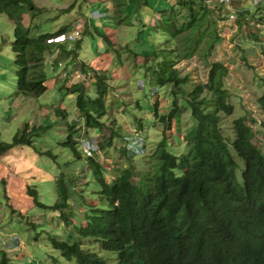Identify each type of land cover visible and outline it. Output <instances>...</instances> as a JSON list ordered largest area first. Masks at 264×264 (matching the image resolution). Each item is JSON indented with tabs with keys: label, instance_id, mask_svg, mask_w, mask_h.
<instances>
[{
	"label": "trees",
	"instance_id": "16d2710c",
	"mask_svg": "<svg viewBox=\"0 0 264 264\" xmlns=\"http://www.w3.org/2000/svg\"><path fill=\"white\" fill-rule=\"evenodd\" d=\"M216 11L194 0H177L176 6L162 11L158 20V29L169 39L162 42L159 50L142 54L149 60L145 72L152 90L172 86V109L162 114L153 106V124L155 117H159L163 130H173L184 110L196 122L187 136L189 149L185 153H172L167 146H172L174 141L169 143L168 136L166 139L164 136L148 154V139L135 130L134 135L140 138L136 141L140 154L121 146L120 158L129 166L119 167L118 161H114L113 168L106 165L107 161L98 153L119 147L117 143L125 139L118 120L108 118L109 79L105 73L93 70L91 90L85 81L71 84L66 80L64 90L75 96L76 111L83 118L87 134H100L94 136L96 151L85 160L91 180L100 188L98 195L104 205L97 208V204L86 202L87 208L83 207L84 217L80 220L77 211L81 208H71L74 183L68 182L65 172L55 181L58 199L53 205L45 206L39 202L38 192L29 190L34 205L60 212V222L76 229L75 241L49 238L50 246L66 261L107 264L93 250L98 245L103 252L116 256V264H264V152L255 144L261 135L264 145V96L258 100L260 120L239 117L232 123V136L225 134L222 117L234 115L235 108L225 83L229 69L223 62L211 60L223 40L219 23L226 20L224 14ZM42 12L33 0H0V15H5L13 25L11 51L18 69V97L38 99L47 91L45 59L53 50L48 41L69 30L64 26L54 33L44 32L34 20ZM244 14L247 11L240 16ZM26 17L29 24L25 22ZM236 22L242 27L241 18ZM248 29V36H251L250 29L256 31L251 25ZM100 37L107 49L115 48L106 35ZM253 37L260 39L257 34ZM80 42H76V48L67 57L76 55ZM193 59L207 66L206 82L193 84L189 75L182 76L178 66ZM81 72L85 79L91 77L84 64ZM179 98L184 100L180 105ZM136 106L140 108L138 101ZM53 112L63 120L68 118L66 108L55 107ZM140 123V130H144L143 119ZM257 125L261 129L256 132ZM48 128L26 124L10 143L0 142V156L16 147L33 148V138ZM75 128H69L63 146L80 160L83 156L77 149L79 136L76 135H80L82 128ZM34 151L56 160L51 151ZM137 157L142 158L144 167L140 176L133 164ZM79 220L81 225L76 227ZM6 260L4 254V264Z\"/></svg>",
	"mask_w": 264,
	"mask_h": 264
},
{
	"label": "rangeland",
	"instance_id": "374dc122",
	"mask_svg": "<svg viewBox=\"0 0 264 264\" xmlns=\"http://www.w3.org/2000/svg\"><path fill=\"white\" fill-rule=\"evenodd\" d=\"M33 1L43 11L34 20L42 27L44 32L53 33L56 28L64 26L70 27L72 25L70 31H75L79 38H82V51L79 52V56L85 61H88L86 55H89L92 60L96 59V55L105 53L104 47H106V42L102 37L97 36L94 27V38L93 34H91L92 36L87 34L89 37L85 38L87 35L85 36L83 32V17L85 18L83 22L87 23L89 21L88 25L96 26L95 29L99 27L100 32L104 34L105 29H108L110 34H115V31L117 32L115 34V36L117 35L115 41L117 46L113 50H109V54L113 58V68L111 69L113 72L112 79L119 77L116 70L119 69L120 75L124 73H121V66L126 67L132 78L130 81L124 79L117 80L116 85L120 88L117 90L111 87L109 90L111 97L115 95L114 98H117L119 96L117 102L120 106H117L118 112L116 115L121 124L120 133L124 134L125 139L117 143L119 147H112L107 150V153L97 152L98 155L102 156V158L105 157L108 161V163H105L106 165L109 166L110 164L111 168H113L115 164L112 165L111 161H118L117 166L119 167L129 166L125 159L120 158L118 149L121 146L126 148V140L128 142L133 140L131 138H136L134 135L135 130L143 135L146 140L148 139L146 143L148 154H151L157 142L162 141L164 136L167 137V135L168 138L173 136L169 140L167 138L168 142L174 141L172 146H167L172 153L179 155L180 153L188 151L189 142L186 139L196 124L191 113L188 114L186 113L187 110H184L182 115H180L181 120L175 122L173 130L165 129L162 132L160 128L158 129L157 126L162 127V124L160 123L159 117H155L156 122L153 124V106H157L156 112L159 111L162 114H167L172 109L173 98L171 97L170 90L172 86H165L159 88L158 91H153L150 79L144 76L145 74H136L133 67L134 65H149L148 59L138 58L144 57L142 54L145 51L150 53L153 49L159 50L162 42H166L169 39L167 34L162 33L158 29V20L162 11L170 10L173 6H176L177 0H129V3L117 11L122 15V18H120L118 13H114L112 10L110 11L109 15H115L114 21L112 18H105L106 15L95 16V11L89 8L86 0ZM140 1L148 2V5H145L142 11H139L134 4L135 2L141 3ZM249 4H252V0H250ZM258 8L259 6H256L251 10H257ZM101 11L102 13H108L105 8L101 9ZM25 22L29 24L28 17H26ZM219 24L223 40L213 53L211 60L223 62L229 69V77L225 83L232 94L230 102L234 105L235 112L230 117H222V126L225 134L227 133L228 136H232V123L235 119L242 116L255 117L258 120L261 119V109L258 100L264 96V32L259 36L261 39L256 40L253 36L257 34H254V32L258 31L250 29L252 31L251 36H248L247 28L239 27L237 24L227 21ZM79 27L82 31L79 30ZM12 40L13 25L5 15H0V142L10 143L17 132L21 131L26 124L36 127L40 125L48 126L49 128L44 133L33 138L32 146L38 152L51 151L56 156V160L52 161L40 155L50 162L43 164L45 165L43 170L54 168L55 166V169H57L56 179L59 174L65 172L69 177L68 182L70 184L74 183L72 186L75 189H72L70 193L72 204L74 203L71 208L73 207L76 210L81 208L77 211V215L82 220L84 217V211L82 209L83 207L85 209L87 208L85 205L86 202L97 204V208H104V205L102 204L101 196L98 195L100 191L99 186H97L94 180H91L92 174L85 160L87 156L83 152L82 145L80 143L77 145L78 151L83 156L80 160L74 157L68 147L63 146L68 139V125H71V121L68 118V120H63L57 117L53 109L62 104L70 114L72 111L68 106V96L57 87L55 88L52 83H49L47 91L38 99L16 96L18 69L14 65V55L11 51ZM129 52L140 55L139 57H134V59ZM50 58L53 59V56ZM52 59H49V64H51ZM101 59L103 64L96 66L97 69L95 70L102 69L100 71H106V66L104 65L105 59L109 60L111 58L101 57ZM135 60L137 62L133 64ZM92 62L93 60L90 61V63ZM62 66H65L64 63ZM178 68L181 69L182 76H190L193 84L204 83L207 80L208 68L198 59L184 62ZM62 74H65V69L61 72ZM72 74L75 77V81L78 82V74L76 72ZM47 75L48 80L51 81L50 73H47ZM122 76H126L125 79H127L128 73ZM85 81L87 88H90V84L92 83H87L89 77ZM137 101L140 103V108L136 106ZM177 102L180 105L184 100L183 98H179ZM134 119L138 120V122ZM141 119L144 121V130H140L139 127ZM82 124L83 121L80 122V126ZM260 129L259 125L254 127L256 132ZM78 136L79 134L76 135V137ZM91 136L93 137L92 133ZM255 144L264 152L261 135H258ZM33 148L16 153L20 154L19 158L16 157L20 160L19 163H16L19 165L20 170L18 171L14 170L10 164V162L14 163V159L6 158V163L3 161V157L1 158L0 156V162L3 161L1 163L2 170H0V236L4 237L2 242L3 246L0 243V261L5 254L7 256L6 264H74V262L66 261L61 257L59 251L50 246L49 238H60L65 241L76 240L78 237L76 229L74 226L65 227L63 222H60V212L47 211V209H42L34 205L31 199L32 197L28 192L32 186L39 193V202H42L45 206L53 205L58 199L55 182L53 184V180L56 181V179H54L55 177L52 179L53 175H51V173L54 174L55 170L44 173V177L47 176V178L42 176L43 171L41 169L42 172H40V175L36 172H34L36 176L30 175V178L33 177V179L22 176L25 173L24 163L31 169H38L36 167L37 163L33 162L34 164H32V160L35 158H32V155H28L29 153L39 155ZM25 154L28 155L29 160H24L27 159L24 157L26 156ZM36 160L39 161V165L41 161L37 158ZM133 164L136 174L140 176L144 171L142 158L137 157L133 161ZM3 165L8 168L7 172L10 174L6 178L3 175L5 173L3 172ZM57 165H61L62 168ZM20 173L23 178L20 179L19 177L11 185L13 181L12 175H18ZM34 178L37 179L36 182H34ZM52 185L55 188L54 194L52 193ZM80 220L75 223L76 227L81 225ZM82 225H85L84 221ZM93 250L98 252L102 258L106 259L107 264H116V256L113 253L103 252L98 245L97 249Z\"/></svg>",
	"mask_w": 264,
	"mask_h": 264
},
{
	"label": "crops",
	"instance_id": "0c3cea01",
	"mask_svg": "<svg viewBox=\"0 0 264 264\" xmlns=\"http://www.w3.org/2000/svg\"><path fill=\"white\" fill-rule=\"evenodd\" d=\"M141 3H139V2H135L134 4H135V6H137V9L139 10V11H142V9L144 8V6L145 5H148V2H142V1H140ZM86 3H88V5H89V8H92L93 9V11H95V13L96 12H99L100 13V15H106V17L105 18H112L113 19V21L115 20V15L113 16V14H110L109 15V13H110V11L112 10L114 13H118L117 11L120 9V8H122L123 6H125V4H127V3H129V0H88V2L86 1ZM137 4V5H136ZM103 8H105L106 10H107V12L108 13H102V11H101V9H103ZM119 15H120V18H122V15L120 14V13H118ZM83 16V15H82ZM81 16V17H82ZM81 17H79L80 19H81ZM83 19V21L85 20V18L83 17L82 18ZM82 21V23L84 24V30H83V32H84V34H85V36L87 35V34H93V38H94V35H95V32H93V27H94V30L96 31V34H97V36L100 34H104V33H102V32H100V29H99V27L97 28V29H95V27L96 26H90V25H88V23H89V21L86 23V22H83ZM115 24V23H114ZM60 28H62V27H59V28H56V30H54V32H57V31H59L60 30ZM69 29H70V27H69ZM249 30V29H248ZM107 31V32H106ZM255 31V30H254ZM256 31H258V30H256ZM53 32V33H54ZM120 32V31H119ZM252 32V31H251ZM255 33H257V32H255ZM263 33V32H262ZM261 32H258L257 34L260 36V34H262ZM115 34H117V32L115 31ZM115 34H110V31L108 30V29H105V34L104 35H106L107 37H108V39L111 41V42H113L114 44H115V41H116V36H115ZM99 35V36H100ZM92 36V35H91ZM111 36V37H110ZM87 37H89V35H87L85 38H87ZM112 37H114V38H112ZM255 39V38H254ZM258 39V38H257ZM256 39V40H257ZM260 39H261V37H260ZM76 43L75 44H73V45H71V44H67V45H64V46H58V47H55V46H53V50H52V53L51 54H49V55H47V57H46V59H45V64H46V72L47 73H50V75H51V81H49L48 80V87H49V83H52V85L56 88H58L60 91H62V92H65L66 93V95L68 96V106L71 108V113L69 114L68 113V119H70V121H71V125H68V130H69V128L70 127H73V126H75L76 128V130L80 127V122H82L83 121V118L81 117V115L79 114V113H77V111H76V107H75V96L74 95H71V94H69V92L68 91H66V90H64L65 89V87H64V84H66V80H69L70 82H71V84H76V83H81V82H83V81H85L86 79H85V77L83 76V72H81V66H82V64H84V66H85V70H86V72L88 73V75L89 76H91L90 78H89V81L87 82L88 84H89V82H93L94 80L93 79H91L92 77H93V70H95V69H97L96 68V66H101L103 63V61H101L102 59H101V57H109V58H111V59H109V60H107V59H105V66H106V71H104V73L107 75V77H108V79H109V90H110V88L111 87H113L114 89H119L120 87L118 86V85H116L117 84V80H120V79H124V80H131V78H132V76H131V74H130V72L126 69V67H122L121 66V73H123L122 75H124V74H126V73H128V78L127 79H125V77L126 76H122V75H120V71H118V70H116V73H117V75H119V77H117L116 79L115 78H113L112 79V75H113V72L111 71V69L113 68L112 67V60H113V58L111 57V55L109 54V50H113V49H107V47H104V52L105 53H103V54H98V55H96V59H92L93 60V62L92 63H94V64H96V65H94V64H92V63H90V61H92L91 60V58H90V56L89 55H86L87 57H88V61H85L83 58H80V56H79V52L80 51H82L81 49V45H82V40H81V42H80V45H79V49L78 50H76V55L75 56H73V57H70V56H68L67 57V54H68V52H71L72 50H74L75 48H76ZM117 46V44H115V47ZM128 49V48H127ZM55 50H56V52H55ZM119 50V49H118ZM129 51V50H128ZM54 52V53H53ZM129 53H131V52H129ZM146 53V51L144 52V54ZM147 54V53H146ZM119 55L121 56V53L119 52ZM131 55H132V57L134 58V57H139V56H135L134 54H132L131 53ZM53 56V59L52 58H50V57H52ZM60 58V59H59ZM141 58H144V57H139L138 59H141ZM49 59H52V61H51V64H49ZM135 59V58H134ZM145 59V58H144ZM135 62H137L136 60L133 62V64H135ZM59 63H61V64H63L64 63V65L65 66H60L59 65ZM147 65L145 64L144 66L143 65H139V66H137V65H134L133 67H134V69H135V71H136V74L137 73H139V74H145L144 76H146L147 77V75H146V72H145V67H146ZM64 69H65V74L63 75H61V72H63L64 71ZM100 70H102V69H100ZM100 70H96V71H100ZM67 71V72H66ZM103 71H100V72H103ZM73 72H76L77 74H78V82H76L75 81V77L73 76ZM60 73V74H59ZM60 75V76H59ZM68 75V76H67ZM67 76V77H66ZM66 77V78H65ZM149 78V77H148ZM85 79V80H84ZM112 79V80H111ZM150 79V78H149ZM86 82V81H85ZM52 87V86H51ZM91 88L92 87H90L89 88V90H91ZM118 96V95H117ZM114 97H115V95H114ZM114 97H111V93L109 94H107V108H108V118H109V120L111 121V120H114V119H117L118 120V116L116 115V113L118 112L117 111V106H120L119 105V103L117 102V98H119V96L117 97V98H114ZM112 99H114L113 100V102H112ZM65 102V101H64ZM123 103V102H122ZM125 103V102H124ZM111 104H112V108H111ZM127 104V103H126ZM60 108H65L64 107V105H58ZM57 106V107H58ZM72 107H73V109H72ZM66 110H67V108H66ZM72 117V118H71ZM73 117H74V119H73ZM68 119H66V120H68ZM107 119V118H106ZM105 119V120H106ZM82 120V121H81ZM118 122H119V120H118ZM179 122V121H178ZM121 125V124H120ZM154 126V125H153ZM157 128L159 129H161V130H163V128L162 127H159V126H157ZM154 129V128H153ZM164 131V130H163ZM178 134V133H177ZM92 135H93V137L94 136H99L100 134L98 133V132H92ZM90 136H91V134H90ZM168 136V135H167ZM173 137V136H172ZM181 137V136H180ZM167 137H165V139H166ZM184 138H186V136H184ZM167 140V139H166ZM184 142V141H183ZM25 149H30V148H28V147H16V148H14L13 150H11V151H9L8 153H12V154H8V153H6L5 155H2L1 156V158L3 157V161H5L6 163H7V160H6V158H11V159H14L15 161H14V163L13 162H10V164L12 165V168L14 169V170H16V171H18V170H20L19 169V165H17L16 163H19L20 162V160L19 159H17V158H19L20 157V154H16V153H18V152H23V151H25ZM19 150V151H18ZM27 151V150H26ZM28 153H29V151H27ZM26 152V153H27ZM26 155V154H25ZM28 155H32V158H35L34 160H32V164H34L33 162H35V163H37L36 164V167L38 168L37 170H34L33 168L31 169V168H29L28 166H27V164L26 163H24L23 165H24V170H25V173L22 175L23 177H26V178H28V179H33V177L32 178H30V175L31 176H34L35 174H34V172H36L38 175H40V172H42L43 171V177L45 176L44 175V173H46V172H52V171H54L55 170V172H54V174L53 173H51V175H53L52 176V179L54 178V179H56V174H57V172H56V170L57 169H55V166H54V168H47L46 170H43L44 169V166L45 165H43V164H45V163H48L49 161L48 160H46L44 157H42V156H40V155H37V154H28ZM28 155H26V156H24L25 158H27V159H24V160H29V158H28ZM15 156V157H14ZM17 157V158H16ZM36 158L38 159V160H40L41 162L39 163V165H38V162L39 161H37L36 160ZM100 158H102L101 156H100ZM103 158H105V157H103ZM106 160V159H105ZM3 161H1L0 162V170H2V162ZM23 161V160H22ZM107 161V160H106ZM112 162V164L114 163V161H111ZM50 163V162H49ZM107 163H108V161H107ZM33 166V165H32ZM3 169H4V171L3 172H5V173H3V175L5 176V178L6 177H8V175H10L7 171H8V168L7 167H5L4 165H3ZM42 171H41V170ZM17 174H13L12 175V178H13V181L11 182V185L12 184H14V182L15 181H17V179L20 177V179H22L23 177H21V173L20 174H18L17 176H16ZM36 176V175H35ZM44 178H47V176L46 177H44ZM36 178H34V182H36ZM2 182H4V180H2ZM54 180H53V184H54ZM31 189H29V190H33L34 188H32V186L30 187ZM55 191V188H54V186L52 185V193ZM29 192V191H28ZM55 193V192H54ZM53 193V194H54ZM7 197V196H6ZM39 193H38V199H39ZM32 200H33V198H31ZM42 203V202H41ZM43 204V203H42ZM3 240H4V237L3 236H0V243L2 244V246H3ZM1 246V245H0ZM4 256V255H3ZM3 256H2V258H3ZM2 258H1V261H0V264H4L3 262L4 261H2ZM6 258H7V256H6ZM7 263V260H6V262H5V264Z\"/></svg>",
	"mask_w": 264,
	"mask_h": 264
},
{
	"label": "built area",
	"instance_id": "2783aa9c",
	"mask_svg": "<svg viewBox=\"0 0 264 264\" xmlns=\"http://www.w3.org/2000/svg\"><path fill=\"white\" fill-rule=\"evenodd\" d=\"M190 1V0H186ZM200 2L204 5H208L210 8L214 9L216 12H221L226 16V20L229 23L237 24V19L243 20L242 27L249 28V25L254 26L256 29H264V8L262 9V5L264 4V0H252V4L248 5L246 0H194ZM259 6L257 10H251L252 8ZM247 14L240 16V13L246 12ZM254 12V14H253ZM259 13V15H258ZM95 16H101L99 12L94 13ZM255 15V16H253ZM238 25V24H237ZM79 39L78 34L75 33H65L60 34L55 37L49 39L48 43L50 45H64L67 43L76 42ZM62 65L61 63L59 64ZM80 136V142L86 156H92V154L96 151V144L86 135V128H83ZM136 138L132 141L126 140V148L129 152L134 154H140V147L136 144L137 139L140 138L135 136ZM141 143V142H140ZM143 144V142H142ZM170 145V144H168Z\"/></svg>",
	"mask_w": 264,
	"mask_h": 264
},
{
	"label": "clouds",
	"instance_id": "9594fccd",
	"mask_svg": "<svg viewBox=\"0 0 264 264\" xmlns=\"http://www.w3.org/2000/svg\"><path fill=\"white\" fill-rule=\"evenodd\" d=\"M87 2H88V0H86ZM247 2V1H246ZM247 4L248 5H250L249 4V2H247ZM263 6H264V4L262 5V9H263ZM239 26V25H238ZM71 27H72V25L70 26V29L68 30V32H65V33H73V32H75V31H70L71 30ZM240 27V26H239ZM251 27H254V26H251ZM248 29V28H247ZM79 30L80 31H82L81 30V28L79 27ZM256 30H258V29H256ZM258 32H264V29H262V30H258ZM257 32V33H258ZM65 33H62V34H65ZM60 35V34H59ZM55 36H57V35H55ZM55 36H53V37H55ZM82 40V38H79L77 41H81ZM76 41V42H77ZM76 42H73V43H67V44H71V45H73V44H75ZM49 44V43H48ZM67 44H64V45H67ZM64 45H59V46H64ZM51 46H55V47H58V46H56V45H51ZM60 64V63H59ZM154 90V89H153ZM80 128H82V130H83V128H85L84 127V122H83V124L78 128V129H80ZM82 130H81V132H82ZM88 133V130H86V135L92 140V141H96V137H90V135H88L87 134ZM80 136H81V133H80V135H79V139H78V141H79V143L81 144V142H80ZM172 141H170L169 143H171ZM83 149V148H82ZM84 152V151H83ZM85 154V153H84Z\"/></svg>",
	"mask_w": 264,
	"mask_h": 264
}]
</instances>
